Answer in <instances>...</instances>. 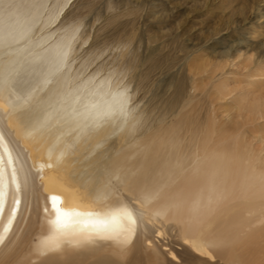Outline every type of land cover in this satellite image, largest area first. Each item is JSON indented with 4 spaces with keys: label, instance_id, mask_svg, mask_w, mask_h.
I'll return each instance as SVG.
<instances>
[{
    "label": "bare ground",
    "instance_id": "bare-ground-1",
    "mask_svg": "<svg viewBox=\"0 0 264 264\" xmlns=\"http://www.w3.org/2000/svg\"><path fill=\"white\" fill-rule=\"evenodd\" d=\"M101 5L100 0H0V39L30 28L21 44H27L33 61L31 67L24 62L15 51L19 45L0 46V156L7 144L17 180L28 177L17 192L11 167H0L7 193L0 230L15 200L21 201L0 244V264H264V137L250 133L252 142L239 129L264 123V55L252 59L238 52L240 45L229 46L235 58L245 57L243 70L259 73L245 75L260 78L257 83L238 87L228 81L234 72L227 71L237 69L234 59L200 62L201 49L158 68L160 59L147 55L151 48L161 52L163 42L151 45L138 33L137 7L109 13L106 5L107 14L86 22ZM128 25L129 34L123 31ZM65 29L78 31L64 71L45 87L47 67L35 58L50 57L63 44ZM9 73L24 78L23 88L9 83ZM201 74L212 81L207 89L197 82ZM88 80L95 87L85 90L76 107L103 105L110 90L105 82L114 80L131 98L126 123L85 129L78 121L47 119L45 103L58 102ZM24 91L32 102L21 107L16 98ZM227 101L236 111L219 113V103ZM28 107L34 109L31 120L23 114ZM53 195L65 209L84 215L73 217L66 237L41 244L51 235ZM125 196L143 219L135 232L121 231L122 243L79 223L106 218L113 201Z\"/></svg>",
    "mask_w": 264,
    "mask_h": 264
},
{
    "label": "rangeland",
    "instance_id": "rangeland-1",
    "mask_svg": "<svg viewBox=\"0 0 264 264\" xmlns=\"http://www.w3.org/2000/svg\"><path fill=\"white\" fill-rule=\"evenodd\" d=\"M100 2L102 4L100 8L96 6L87 14L86 22H91L92 17L107 14L105 8H102L106 5L111 7L109 13L137 7L138 33L149 38L152 41L151 45L163 42L161 52L157 49L153 51L151 48L147 55L149 58L160 59L158 68L176 56L181 58L188 55V51L201 49L200 51L205 52L201 54L199 52L196 56L200 57L197 60L203 58L200 62L205 60L212 64L219 61L221 56L234 59L233 63L237 69L233 67L227 71L234 72L228 80L232 87L249 81L257 83L256 80L260 79L245 76L259 73L243 70L247 66L245 57L235 58V52H230L229 46L240 45L237 48L238 52L242 55L251 54L252 59L264 55V0H100ZM96 25L97 23L94 29L97 28ZM130 29V25L124 26L123 31L129 34ZM260 65L264 67V58ZM207 77L208 75L202 74L198 76L197 82L202 83L200 86H204L203 89H207L212 82ZM218 107H220L218 112L222 114H232L236 111L234 105L228 101L219 103ZM248 125L240 126L239 129L245 130L244 136H248L250 141L255 142L251 138L253 136L256 137L254 139L264 137V123L253 126L254 131L250 127L247 131L245 128ZM250 133L253 136L250 137Z\"/></svg>",
    "mask_w": 264,
    "mask_h": 264
},
{
    "label": "snow or ice",
    "instance_id": "snow-or-ice-1",
    "mask_svg": "<svg viewBox=\"0 0 264 264\" xmlns=\"http://www.w3.org/2000/svg\"><path fill=\"white\" fill-rule=\"evenodd\" d=\"M53 23L55 20L52 21ZM28 28L23 31L20 35L14 38H2L0 39V46L8 48L12 45H19L15 48V51L20 57L23 58L24 62L31 67L32 60L28 58L32 55L31 52L26 51L27 44H21V41L25 40ZM78 29H65V36L63 38V44L59 46L50 57H37L35 59L43 60L44 65L47 67L44 79L41 81L43 86H47L52 77H58V74L63 72L65 69V62L68 57V50L71 48L72 41L75 39V32ZM11 79L9 83L16 88H23V84L26 83L23 77H19V74L13 75L9 73ZM95 87V83L92 80L81 81L75 85L73 90L66 91L56 103H45L42 111L47 112V119H56L67 122L68 120L78 121L83 124L85 129L95 128L102 124L109 122L120 121L122 123L127 122V118L130 112V96L128 95V89L122 83L117 81H106L104 87L110 89L107 92L108 100L103 104H83L79 109L76 104L80 102V97L84 95L85 90H90ZM18 105L23 107L31 105L32 95L30 92L24 91L20 96H17ZM34 109L28 107L23 113L25 118L31 120V113ZM41 123V126H43ZM4 141V134L0 133V142ZM5 152L4 156H0V167L7 163L10 167L12 166L13 157L8 151L7 144H3ZM7 157V159H6ZM18 158V157H17ZM52 165H48L51 167ZM11 181L15 186L17 192L21 191L22 185L27 184L28 177H24L22 180H17V171L15 167H11ZM28 176L33 181L36 179V174L32 173L31 169L28 171ZM3 185L0 184V214L3 213V202L7 196L6 191L3 190ZM51 210L54 213V217L48 219L47 224L51 235L46 236L44 240L39 243L44 244L50 239L59 240L60 237H66L68 235V229H70L74 223L73 217L84 215L76 210H68L62 207L63 200L59 196H50L48 198ZM21 201L19 198L15 200V207L11 210V216L8 219L7 224L0 230V244L4 242V237L7 233L12 230L13 221L16 219V214L19 211ZM47 211V209H45ZM87 215L91 216V213ZM143 213L140 212L136 203L131 197L125 196L123 199H115L111 208L110 214L104 219H89L80 221L85 229L91 227L97 233L100 231L109 233L107 238L115 241L117 244L122 243L119 239L121 231L127 230L129 232H135L140 223H142ZM126 221L130 226L128 229H124L122 222ZM64 243H72L70 239H65ZM60 244L58 243L52 251L58 250Z\"/></svg>",
    "mask_w": 264,
    "mask_h": 264
}]
</instances>
